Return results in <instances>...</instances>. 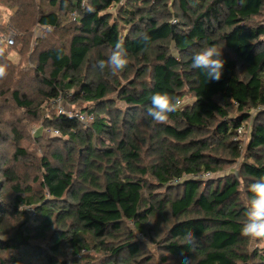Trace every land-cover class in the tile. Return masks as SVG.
I'll return each instance as SVG.
<instances>
[{"label":"trees","instance_id":"trees-1","mask_svg":"<svg viewBox=\"0 0 264 264\" xmlns=\"http://www.w3.org/2000/svg\"><path fill=\"white\" fill-rule=\"evenodd\" d=\"M0 5L15 9L10 23L20 32L0 57L8 65L0 80V264H150L147 244L165 264H179L182 252L195 264H264V246L252 249L240 234L246 187L264 176V0ZM37 25L47 31L34 40ZM121 40L126 69L100 71L96 62ZM213 44L226 61L219 81L191 67L192 55ZM13 49L18 64L7 58ZM71 90L83 112H95L91 126L56 110L43 115L45 103ZM157 92L188 99L165 124L146 112ZM39 121L59 134L33 136L28 124ZM236 163L239 175L224 173Z\"/></svg>","mask_w":264,"mask_h":264},{"label":"clouds","instance_id":"clouds-1","mask_svg":"<svg viewBox=\"0 0 264 264\" xmlns=\"http://www.w3.org/2000/svg\"><path fill=\"white\" fill-rule=\"evenodd\" d=\"M65 7H67V0H65ZM86 10L93 12L94 8L88 5ZM143 39H148L146 34ZM12 43V40H7V45ZM2 45L3 41H0V57L4 56L6 50L5 46ZM225 63L226 61L222 58V48L213 44L201 48L192 55L191 67L203 70L208 81H219L223 75ZM128 64V53L124 47V42L121 40L116 42L107 59H100L96 62V67L100 71L110 69L115 75L118 72H123ZM7 75L8 65L0 63V80L6 78ZM183 107V102L179 97H173L166 92H157L151 96V104L147 107L146 112L157 123L165 124L169 121L170 114L182 111ZM246 191L249 195L240 234L253 242L264 241V176L247 185ZM185 243L194 248L191 231L186 233ZM179 264H195V259L182 252Z\"/></svg>","mask_w":264,"mask_h":264},{"label":"rangeland","instance_id":"rangeland-1","mask_svg":"<svg viewBox=\"0 0 264 264\" xmlns=\"http://www.w3.org/2000/svg\"><path fill=\"white\" fill-rule=\"evenodd\" d=\"M111 10L114 11L115 9L113 8ZM14 12H15L14 8L0 5V24L1 23H5V26L7 27V30H8V32L6 34H1L0 35V41H3V46H5V48H8L7 47L8 46L7 45V40H12L13 41L12 44H14L16 39L19 36V33H20L17 30V28L14 27L10 23V19H11L12 15L14 14ZM0 26H2V25H0ZM46 31L47 30L45 28H42V27H40L38 25L35 26V28L33 30V39L35 40V39L41 37L42 34L45 33ZM6 53H7V58L10 60V63H12V64H18L21 61V59H22V55H20L16 49H13L12 51L10 50V51H8ZM73 95H74V93L71 90V91L67 92L66 96H64L62 98L61 102L66 107V109L75 111V110H81V109L85 108L87 104L86 103L78 104V102L75 103L72 100ZM112 98L115 101H117V103H118L117 107H119V108L121 107L122 109H127V106L125 105V103L121 102V100L118 98V93H114ZM187 100L188 99H186L183 102L186 103ZM189 100H191V98H189ZM53 105L54 104H52V101H48L47 104L45 103L44 106L42 107L43 108L42 109L43 110V115H45V114L51 115V111H53V112L55 111V108L53 107ZM81 111L83 112L84 110H81ZM87 111H89V110H87ZM90 112H93V111H90ZM21 113H22L21 111H17V114H14L15 118L18 117V116H22ZM93 113L95 114V112H93ZM107 117L110 118V115L107 116ZM95 118H96V114H95ZM109 118H108V121H110ZM24 121L25 122L26 121L29 122L30 119L27 117V119L25 118ZM249 124H250V126L248 127V129H246L247 133L243 132V131H246L245 129L241 130V132H243V133H241V138H240L241 141H242V147H243L242 150H244V147L246 146V144L249 141V134L252 131L251 127H253L252 120H250ZM28 125L30 126V132H31V134L33 136L40 135V136H42V138H50V137H52L54 135L53 131L51 130V132H50V129H48L47 127H43V124L40 121L39 122H30ZM237 139H239V138H237ZM24 143H25L26 147L32 146V144H33L32 143V138H29L27 141H24ZM236 164H237L236 166H232L231 168H229V170L224 171V173L233 169L234 172L237 175H239V171H238L239 170V166H238V163H236ZM221 174L222 173L218 172L217 174H215L214 177L217 178V177L221 176ZM201 175H204V174H200V176ZM160 191H161L160 193L165 192V189H162ZM30 210L32 211V208ZM131 225H132V223H131ZM138 238L143 240L145 243H146V241L148 243V240L145 237V235L143 236L142 234H139ZM147 246H148V248H146V245H145V249L144 248L143 249L146 250V252L149 253V255H153L150 264H165L164 262H162L160 260L161 252L157 248H155L154 246H151L150 244H147ZM256 246L257 247H263L264 246V241H255V242L252 241L251 248L254 249V248H256ZM70 255L71 254H70V251H69V257H70Z\"/></svg>","mask_w":264,"mask_h":264},{"label":"built area","instance_id":"built-area-1","mask_svg":"<svg viewBox=\"0 0 264 264\" xmlns=\"http://www.w3.org/2000/svg\"><path fill=\"white\" fill-rule=\"evenodd\" d=\"M62 95H60L58 98H55L52 100V104L53 107L55 108L56 112L59 113V114H62V115H68L70 117H75L76 119H78L85 127H89L91 126V124L95 121V114L92 112H88V111H85V112H81V111H78V110H75V111H72V110H67L66 107L62 104ZM51 132V130H50ZM53 134L54 135H58L59 134V131L58 130H54L53 131ZM210 177L212 176V173H206L204 175H199V178H202V177Z\"/></svg>","mask_w":264,"mask_h":264}]
</instances>
